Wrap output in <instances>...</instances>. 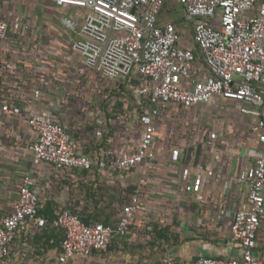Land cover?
I'll use <instances>...</instances> for the list:
<instances>
[{
    "label": "built area",
    "instance_id": "built-area-1",
    "mask_svg": "<svg viewBox=\"0 0 264 264\" xmlns=\"http://www.w3.org/2000/svg\"><path fill=\"white\" fill-rule=\"evenodd\" d=\"M166 1L50 0L63 11L75 10L74 15L62 14L59 21L75 33L70 47L80 54L91 84H99V78L127 82L135 145L105 155L83 152L66 132L67 124L80 117V108L67 104L70 114L37 111L26 118L33 136L26 144L31 161L63 171L96 166L113 172H130L155 161L179 163V193L188 198L212 184L222 159L209 150L197 162L188 160L179 145L159 140L162 112L171 105L193 108L217 99L235 102L239 114L250 120L242 167L232 180L222 179L223 208L229 218L227 241L235 255L198 254L189 260L161 258L146 264H264V253L257 250L264 223V0H172L183 8V28L169 18L158 21ZM33 23L17 12L0 14V67L7 46L19 49L20 39H36L31 32L45 28L43 23L34 28ZM49 65L46 61L30 64L23 79L0 78V95L26 87L39 99L49 78L44 68ZM145 183V177L135 182L115 227L85 224L67 207L55 210L50 224L62 232V239L51 264H75L77 257L105 253L113 232L127 235L144 204ZM40 209L31 179L23 174L11 210L0 212V262L10 256L20 228L47 224Z\"/></svg>",
    "mask_w": 264,
    "mask_h": 264
},
{
    "label": "crops",
    "instance_id": "crops-1",
    "mask_svg": "<svg viewBox=\"0 0 264 264\" xmlns=\"http://www.w3.org/2000/svg\"><path fill=\"white\" fill-rule=\"evenodd\" d=\"M40 5L43 24L50 28L49 31L62 35L61 38L51 36L50 55L46 56L53 55L58 64H69L65 67L72 81L67 83L66 70L60 65L54 68L55 65L49 60L50 65L44 68L49 78L42 84L39 99L34 98L26 87L16 91L12 88L5 91L7 95H0V212L11 210L18 197L19 179L27 174L40 198L41 208H52L55 212L60 207L74 204L78 210L92 213L102 210L97 206L104 204L107 208L109 204L110 208L105 213L108 212L110 218L115 220L122 200H127L130 194L131 186L139 177H145L144 204L135 215L128 235L122 237V241L112 240L105 253L77 257L75 264H146L161 258L189 260L198 254L222 258L235 255L236 251L227 241L229 218L223 208V180L233 179L242 167L244 154L237 157L235 152V159L222 161L212 184L203 185L200 193L188 198L179 193V163L149 162L130 172L102 171L96 166L92 170L63 171L46 163L33 164L31 152L26 147L33 138L26 118L37 111H46L53 116L58 111L70 114L67 104L80 108V117L67 124V130L70 132L69 139L83 152L105 155L107 152L119 153L131 149L135 145L131 122L124 115L125 110L133 106L130 102L132 97L125 86L127 82L118 80L115 89L112 86L114 81L104 79L107 83L103 89L108 90L109 96L104 95L103 89L101 92L100 88L95 87L97 85L91 84L80 54L67 47L74 39L71 41L67 29L59 21L62 14L74 15L73 11H63L52 2ZM33 53V50L27 52L7 46L1 56L0 78H25L30 64L41 65L36 56L30 57ZM56 72L58 85L52 80ZM105 102L106 109L103 106ZM113 116L116 118L112 119ZM180 147L186 155L194 150L185 151ZM229 152L226 150L223 153ZM185 158L191 159L190 156ZM160 232H165L167 236L160 235ZM59 240L57 229L20 228L10 256L0 264H51L59 251ZM257 250L264 253V223L258 234Z\"/></svg>",
    "mask_w": 264,
    "mask_h": 264
},
{
    "label": "rangeland",
    "instance_id": "rangeland-1",
    "mask_svg": "<svg viewBox=\"0 0 264 264\" xmlns=\"http://www.w3.org/2000/svg\"><path fill=\"white\" fill-rule=\"evenodd\" d=\"M44 2L49 3L50 0H0V14L4 15L9 12L20 13L26 20L34 22L33 25L35 28V26H40L43 23V14L39 8L41 7L40 4ZM167 18L176 21L179 27H184L183 8L180 4H177L172 0L165 2L162 11L158 16V21ZM49 30L50 28L48 29L47 26H45V28L40 27V30L32 31V34H30L36 39H20L21 46L19 49H23L27 52L33 50L34 56L30 55V57L33 58L36 56L37 61L40 63H43V61L50 62L49 60H51L53 65H55L54 68H57L58 65H60V67L62 66L64 68L62 69L66 70L65 75L67 76V83H71V75H69L68 69H66L69 64H58L52 57L53 55L46 56L47 54L50 55L48 50H51L49 48V40L51 39V36L54 38L57 36L61 38L62 36L61 33L57 31ZM67 32L72 41L75 38V33L68 29ZM186 34H188V32H186ZM67 47L70 49V44H67ZM57 74L58 72L55 73V76L52 79L53 82L56 83L58 82L59 77ZM85 77L86 73L84 72L83 78ZM89 81L91 82V80ZM97 82L99 84L95 87L97 89L100 88V91L102 92L101 86H105L107 82L102 78H99ZM116 84V82L112 83V86H114L115 89ZM64 90L67 91L68 89L64 88ZM98 93L101 94L100 92ZM103 93L104 95L106 93L107 96H109L108 90L103 89ZM103 106L106 109V102ZM131 114L132 110L128 107L125 110L124 115L129 118L131 117ZM114 117L115 116H113L112 119L116 118ZM161 117L163 119L157 125L158 139L173 142L174 144L185 148V151L186 149L189 150L193 148L194 150L189 152L188 155H186L185 152L184 154L188 158L190 156L195 159V162H197L201 156H207L209 150L218 154L220 153L222 161H229V159L231 161L236 158V155H233L235 152L237 157L244 154L245 145L250 139L247 134L250 123L249 118L240 115L237 104L229 100L217 99L211 103L202 104L193 108H182L180 106L171 105L162 112ZM226 150H229L230 152L223 153Z\"/></svg>",
    "mask_w": 264,
    "mask_h": 264
},
{
    "label": "trees",
    "instance_id": "trees-1",
    "mask_svg": "<svg viewBox=\"0 0 264 264\" xmlns=\"http://www.w3.org/2000/svg\"><path fill=\"white\" fill-rule=\"evenodd\" d=\"M132 81L133 82H137L136 79H132ZM133 189H134V186H131V191L130 192H132ZM122 201H123L122 203H124L126 201V199L125 200L123 199ZM95 203L97 204L98 202H95ZM105 205H106V201H105ZM64 207H67L72 212H74L78 217H80V219L85 224H90V223H94V222H101V223H103L105 225H110L112 227H115L116 222L118 220V217H117V219L114 220V218H112V219L110 218V214H108V212L105 213L110 208L109 204L106 205L107 208L104 207V204L103 205H100V206H97L96 207L97 209L98 208L99 209L102 208V210H95L92 213H85V211L78 210L77 207L74 204H68L67 206H64ZM40 213L44 214L47 217V219H48L47 224L44 227H41V229L42 228L45 229L46 227H48L49 230L57 229V228L51 226V224H50L51 223V219L54 216V211H53L52 208H49V209H47V208L46 209L45 208H41L40 209ZM159 234L162 235V236L163 235L167 236V234L165 232H160ZM127 235H125V236H127ZM125 236H121V235L115 234V235H113L112 240L113 241H119V240L122 241V237H125ZM59 237H60V240H59V244H60L61 239H62V232L60 230H59ZM109 248H110V245H109Z\"/></svg>",
    "mask_w": 264,
    "mask_h": 264
},
{
    "label": "water",
    "instance_id": "water-1",
    "mask_svg": "<svg viewBox=\"0 0 264 264\" xmlns=\"http://www.w3.org/2000/svg\"><path fill=\"white\" fill-rule=\"evenodd\" d=\"M67 134H69L70 132L68 130H66ZM114 235V232L112 233Z\"/></svg>",
    "mask_w": 264,
    "mask_h": 264
}]
</instances>
